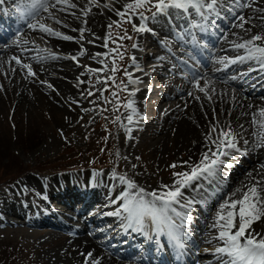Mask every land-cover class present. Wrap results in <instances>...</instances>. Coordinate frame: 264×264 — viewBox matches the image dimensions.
<instances>
[{"label": "bare ground", "instance_id": "obj_1", "mask_svg": "<svg viewBox=\"0 0 264 264\" xmlns=\"http://www.w3.org/2000/svg\"><path fill=\"white\" fill-rule=\"evenodd\" d=\"M9 2L17 4L18 9L22 11V17L24 15L26 21L21 25L22 28L18 32V40L14 42L15 45L12 42L10 43V40L8 43L5 42V37L1 34L0 79L3 80V84L9 92L8 98H12L19 106H41L47 114L55 119L56 127L59 130H66L75 123L78 116H83L93 109L92 106H86L82 103L81 93H84V90L83 83H79V81H84L92 75L86 72L84 66L94 69H101L103 66L99 61L103 60L105 55H108L107 48L102 46L104 43L103 38L107 35L108 25L119 19L115 14L116 10H123V6L129 0H99L100 6H91V11L88 12L87 16L84 13L90 7L89 0H71V3L76 5L75 8H65L63 4H55V0H49L48 11L45 12L40 9L32 17L24 14L26 0H0V12L3 15V21H17L19 24L15 26L16 29L20 26L22 18L20 14L9 12L6 7L12 5ZM248 2L249 0H238L237 2L235 0H218L214 10L204 12L203 16L192 10H190L191 14L188 15L170 9L167 16H158L155 20L149 19L146 22L147 27L152 29L151 32L138 33L133 31L131 23L127 24L128 35L132 37L130 49L127 50L130 69L127 72L139 83L134 86L135 89H138L135 96L129 97L127 92L123 93L125 97L128 96L129 99L134 100L137 115L135 117L136 122L132 125L127 122V127H123L121 120L119 121L123 136L117 144V153L114 155L120 157L125 165L131 166L130 171L128 170L129 172L126 173L127 175L125 173H122V175L134 181L139 187L151 192L158 189L161 184H171L173 182V179L155 180L156 175H160L167 168H171L170 165H180V167L175 168L176 172H180L188 170L184 166V162L195 163L199 161L202 153L207 151L209 145L205 143L206 136L213 126L218 125V132L220 129H227L230 126L232 132L236 134L240 151H234L230 158H224L232 167L221 166V170L211 182L200 180L195 182L191 188L184 189L185 197L197 203H199L205 192L211 194L210 203L201 213L203 221L197 227V235L193 241L195 245L201 247L199 254H201L202 260L199 263L195 261L192 264H220V261L212 254V249L219 244L217 240L213 239L217 233L211 225L207 224V221L213 223V217L216 214H213V208H216L217 211L219 203L236 189L246 190L245 185H251L257 180L264 181V168L261 167L264 166V146H259L261 142L255 135L258 129L252 124L253 114L264 108V72L250 71V69L258 67L254 62L236 63L227 66L217 63L218 60L225 58L224 56L234 58L243 54V50L234 49V44L249 40L257 34L264 35V11H262L264 10V0H257L256 3H252L251 7H246L245 5ZM106 3L111 5V10L103 6ZM53 4H55V7L52 6ZM237 4L240 8L231 13L229 6L235 8ZM240 16L249 21L244 24L243 28L235 26L242 23L239 20ZM188 17L194 21L195 27L193 29L189 27ZM199 21H203L201 26H199ZM133 22L138 24L139 20L133 17ZM29 23L37 24V28L35 30L29 28ZM40 24L74 39L66 41L50 36L39 30ZM0 26L5 28L7 25L0 22ZM13 27L12 24H8L7 29ZM82 28L86 29L83 40L80 39V32L78 31ZM174 28L177 33H183L184 38L192 47L193 52L191 53L195 60L204 63L206 61L205 56L207 58L209 55L208 59L212 66L223 69L217 73L206 72L204 69L197 78L190 77L188 73L195 69L186 67L184 60L176 62V56L180 57L182 54H175V49L179 48L180 39L177 35V39L175 38ZM73 29L77 31H73ZM215 37H217L216 45L223 48L222 50L226 52L225 55L219 53L216 45L212 46ZM160 39L168 41L167 46L171 48L170 52L164 53L162 51ZM200 39L210 43L208 51L201 45ZM89 41H92V43H89ZM133 44H136L137 47L133 48ZM151 48L152 51L148 50ZM153 48L156 49L153 50ZM81 49L85 50L83 56L80 55ZM97 53L103 55L96 57L95 54ZM53 56L56 58H53ZM72 56L79 58V65L69 58ZM13 57L19 58L22 64H29L35 75L29 76L28 70L16 64L12 59ZM130 57H135V64H133ZM239 66L243 67L239 68L238 80H232L231 77L236 73L233 69ZM182 74L185 76H181ZM221 75H224V77H221ZM125 77L127 78L126 75ZM197 79H199L200 86L205 87L207 95L194 87ZM251 79H253L252 82L247 83ZM179 81L181 82L177 85ZM252 83L253 86L250 87ZM127 87L129 90H133L132 85ZM245 87L247 89H244ZM153 105L156 107L153 108ZM103 109H107V107ZM148 114L157 116L149 118ZM129 127L132 128L130 134L127 131ZM129 135L131 138H129ZM215 135L213 134L214 138ZM136 137L138 141L134 142ZM135 144L136 146L140 145L143 150L148 148V155L155 164H150L149 170L135 169L136 166L133 165L136 156V150L133 147ZM170 154L180 158L175 160L176 156H173L174 158L165 161V156ZM240 158L249 161L248 166L239 165L236 160H233H239ZM228 170L229 174L227 176L226 172ZM249 173H251V176H249ZM226 176L228 180L226 184H223ZM88 177V175H84L73 177L71 180L66 177L60 180L58 178L43 180L46 188H43V186L42 188L44 192H47L48 189L46 194L48 200L55 198L64 205L77 210L79 216L85 212L87 213L89 207L93 206L98 199L102 201L96 204L95 211L97 213L84 218V227L81 228L75 227L73 229L62 222L60 216L56 215V211H53V207L50 202L48 203V200L45 201L46 204L43 208L36 213L40 215L37 220L38 223L55 224L73 233L71 238L60 243L59 248H61L63 257L65 256L64 264H84L85 255L89 252L92 253L94 260L99 261V264H148V262L153 264H188L190 262L185 249L177 251L164 237L157 240L147 230L145 233H141L128 229L124 227L126 222L122 218L118 217L116 219V216L104 214L119 207V205H113L112 200L116 199L125 190L124 185L114 179L113 175L106 173L101 176L106 186H109V190L103 188L107 189L105 195L99 192L91 193L81 201V194L78 195L74 190L65 195L56 193L58 187H63L65 184L66 186L69 184L79 186L78 183L84 184L82 178L88 179ZM91 178L93 177L90 176L89 180ZM98 180L99 177H97ZM30 184L41 189L42 179H25L19 186L26 190L30 187ZM96 187L101 188L99 182ZM79 191L81 192V190ZM99 191L101 190L99 189ZM86 192L82 191V193ZM239 195L238 193L237 197L234 198H238ZM66 197L70 198V204H65ZM194 205L191 209L194 208ZM4 209L10 210L8 205ZM22 210L19 215H24L26 212H22ZM31 211L35 212L36 210L31 206ZM45 214L50 215L46 216ZM188 215L189 217L196 216L195 214ZM109 218L113 219L111 222L116 227H112V224H110L104 228L109 236L121 235L123 244L118 243L117 247L121 251L129 253L133 260L123 258L120 260L112 254L108 255L103 247L110 244V240L105 242L100 240L98 242L97 236L89 235V233H92L90 222H103ZM190 222H193V220ZM252 227L264 234V218L255 222ZM191 230L192 225L189 223L183 238L192 241ZM211 232L214 234L211 235L213 237L208 235ZM206 249L208 251H205ZM55 250L57 252L56 247ZM61 251L58 250L60 254ZM82 253L85 255H81ZM89 264H92L91 260Z\"/></svg>", "mask_w": 264, "mask_h": 264}, {"label": "rangeland", "instance_id": "obj_2", "mask_svg": "<svg viewBox=\"0 0 264 264\" xmlns=\"http://www.w3.org/2000/svg\"><path fill=\"white\" fill-rule=\"evenodd\" d=\"M12 8L15 11L17 10L16 6ZM232 8L233 7L230 9ZM146 15H150V13H146ZM127 24L128 23L123 24L122 28L116 26L112 27L113 39L120 35V33L122 35L124 29H126L128 33ZM108 31L109 29H107V33ZM18 35L16 34L10 43L12 42V44H14V42L18 40ZM162 40L165 39H160V42ZM118 43L123 45V48L120 50L124 52L125 57L123 60L117 58V64L121 71L116 73V82L119 84L123 81L124 84L128 86L127 78L123 70H130L127 50L130 49L131 39H124L123 41H118ZM166 44H168V41ZM0 45L2 46L1 43ZM114 47H117V45L109 42L107 47L108 54ZM154 49L156 48H153V50ZM216 49L219 53L226 54V52L222 50L223 48L218 45H216ZM148 50L152 51V48ZM168 52L169 51H166L164 53ZM106 64L108 65V70L87 77V79L84 80L85 83H83L84 93H81L82 103L86 106H92L93 109L87 112V114L84 113L85 115L83 116H78L75 123L66 128V130H59L56 127L55 119L47 114L41 106L33 105L32 107V105H16L12 98H8L9 92L3 84V80L0 79V156H2L0 159V264H64L65 256L63 257L61 248H59L61 246L60 243L71 238L73 233L70 235L66 231L55 230L46 222L38 223L37 220L40 215L36 213L43 208L44 204H46L45 201L48 200L46 197L48 189L47 192H44L43 188H46V185L43 180L54 178L60 180L65 177L71 180L76 176L88 175V179L82 178L84 184L78 183L79 186H72L71 184L66 186L65 184V186H60L58 190H56L57 194L61 193L64 195L74 190L78 195L81 194L80 198L81 201H83L84 197L91 195V193L94 194L99 192L103 194L102 189L104 187L109 190V186H106L101 179L103 174L108 173L113 175V173H115L116 176H121L122 173L126 174L130 171L129 169L131 166L125 165V162L121 160L120 157H115L114 155L117 153V144L123 136L120 131L119 121L121 120L123 127H127L125 118L129 114L128 110L124 107H120L118 112L114 111L115 102L113 101L114 103L111 104L105 103L103 99L99 98L100 92L97 91V89L105 88L103 83H97V79L103 80L105 77L111 75V55L108 56ZM208 68L209 71L213 70L211 63ZM221 69H219V71H221ZM233 71H236V69ZM235 76H237V73H235L232 78ZM180 82L181 81H179L177 85H179ZM92 85H95V88L92 87ZM107 87L109 90L104 91V97L108 100H113L111 92L114 90L118 91V89L112 87L111 81L108 82ZM89 90L94 92L95 95L89 96L87 94ZM123 93L125 94L126 92H119L121 105L126 103L129 99V97H125ZM93 101H95V103H93ZM105 107H107V110L103 109ZM155 107L156 106L153 105V108ZM152 116L156 117L157 115L148 114L149 118H152ZM117 117H119L118 121ZM136 138L134 142L138 141V138ZM135 146L136 144L133 146L137 151H135L136 156L133 162V165L135 164L136 166L135 169H140L141 171L149 170V165L155 164L148 155V148L143 150L140 145ZM173 156V154L165 156L164 160L166 161L167 159L174 158L176 155ZM178 158L180 157L176 156L174 159L177 160ZM237 161L242 164L246 163L242 158ZM174 171L175 169L167 168L162 174L156 175L155 180L162 181L164 179H173L172 173ZM90 176L93 177L91 180H89ZM97 177H99L98 181ZM29 178L42 179L41 189L30 184V187L26 188V190H20L21 186L19 189V184ZM79 182L81 181L79 180ZM98 182L101 188L96 187ZM99 189L101 191H99ZM79 190H81V192ZM82 191H88L89 193H82ZM66 199L68 201L65 200V204H70V198L66 197ZM98 201L99 199L94 202L95 204L93 206L89 207L87 213H83V217L88 218L90 214L97 213L95 209L97 207L96 204L100 202ZM49 202L53 209H56L54 210V212L56 211V215H59L60 218L63 219L62 222L65 223V221L68 220V222L72 224H82L81 220L76 221V219L70 217L71 215H73V217L76 215L74 208L64 205L55 198L48 200V203ZM23 204L25 205L22 206ZM7 205L10 208L8 211L4 209ZM31 206L34 207L36 210L35 212L31 211ZM23 208L24 210H22ZM21 210L22 212L26 211L24 215H19ZM212 212L215 214L216 208H213ZM64 219L66 220L64 221ZM28 221L34 223L30 224ZM107 221L109 222L110 219L104 220L103 222L100 221V223L95 224L94 227ZM108 222L102 225L101 228L97 227V230L105 232L104 230L106 229L103 228L106 225H110ZM207 224L212 225L210 221H207ZM70 227L73 229L75 228L72 226ZM82 227H84V222ZM102 232L97 233V235ZM211 233L208 234L209 237H213L211 235L214 234L213 232ZM103 234L104 236H109L107 231ZM103 234L99 235V238H101L100 236H103ZM99 238H97L98 242L101 240ZM199 246L198 248H200ZM55 247L57 252L56 250L54 251ZM58 250L59 252L61 251L62 255Z\"/></svg>", "mask_w": 264, "mask_h": 264}, {"label": "snow or ice", "instance_id": "obj_3", "mask_svg": "<svg viewBox=\"0 0 264 264\" xmlns=\"http://www.w3.org/2000/svg\"><path fill=\"white\" fill-rule=\"evenodd\" d=\"M256 2L257 0H249L245 6L251 7L252 3ZM216 3L217 0H129L123 6V10H116L115 14L119 19L108 25L109 31L106 37L103 38L104 43L102 46L107 48L109 42H111L116 44L117 47L112 48L109 54L105 55L104 59L99 61L103 65L101 69L84 66L86 72L89 74L95 75L102 73L108 70V65L106 64L108 56L111 55L112 57L111 75L105 77L103 80L97 79V83H103L105 85V88L97 89L100 92L99 98L103 99L105 103L111 104L114 101V111H118L120 107L128 110L129 114L126 119L129 125L136 122L137 110L134 106V100L129 99L121 105L119 92H127L129 97L135 96L138 89H135L134 86L139 81L133 79L127 72V69H124L123 71L127 76V83L133 86V90H129L123 81L119 84L116 82V73L121 71L117 64V58L119 60L124 59V52L120 50L123 48V45L118 43V41L131 39L132 37L124 29L122 35H118L113 39L111 31L113 25L122 28L123 24L131 23L133 31L135 32H151L152 29L147 27L146 22L149 19L155 20L158 16H167L170 9L178 10L188 15L191 14L190 10H192L203 16L204 12L214 10ZM55 4H63L65 8L76 7L75 4L71 3V0H55ZM55 4L52 6L55 7ZM89 5L90 7L84 13L85 16L91 11V6H100L99 0H89ZM103 6L111 10L110 4L106 3ZM48 7L49 0H26L24 14L32 17L40 9L47 12ZM146 13H150V15H146ZM133 17L139 20L138 24L133 22ZM239 20L242 23L235 26L240 28H243L244 24L249 22L243 16H240ZM28 27L35 30L37 24L29 23ZM39 30L66 41H72L74 39L71 36L55 32L43 24L39 25ZM73 31L77 30L73 29ZM78 31L80 32V39L83 40L86 29L82 28ZM180 38L182 39L183 37ZM89 43H92V41H89ZM132 47L135 48L137 45L133 44ZM233 47L236 50H243V54L237 55L234 58H222L217 63L227 66L236 63L254 62L258 67L250 69V71L264 72V35H254L249 40L234 44ZM84 54L85 50L81 49L80 55L83 56ZM95 55L99 57L103 54L97 53ZM53 58L56 57L53 56ZM69 58L76 61L79 65L78 57L72 56ZM12 59L16 64L27 69L29 76L35 75L29 64H22L21 60L17 57H13ZM130 59L133 64L136 63L135 57H130ZM109 81H111L114 89H118V91L114 90L111 92L113 100H108L104 97V91L109 90L107 87ZM79 83H85V81H79ZM92 87H95V85H92ZM194 87L200 92H205V95H207L205 87L200 86L199 79L195 81ZM87 94L89 96L95 95L90 90ZM118 120L119 117H117ZM252 124L258 129L255 135H257L258 140L261 142L259 146H264V108L259 109L253 114ZM217 129L218 125L213 126L210 133L206 136L205 143L209 146L207 151L202 153L199 161L195 163L184 162V166L188 170L180 172L174 171L172 173L173 182L171 184H161L158 189L148 192L126 176H116L113 173V178L124 185L125 190L116 199L112 200V204L119 205V207L114 211L104 214L122 218L126 222L124 227L128 229H133L141 233H145L147 230L157 240L160 237H164L177 251H182L186 246L183 236L190 223V217L187 212L197 203L185 197L184 189L191 188L195 182L200 180H209L211 182L221 170V166L232 167L224 158H230L234 151H240L236 141V134L232 132L230 126L227 129H220L219 132ZM127 131L130 134L132 128L129 127ZM213 134H216L215 138ZM129 138H131L130 135ZM170 167L175 169L180 167V165L172 164ZM261 167L264 168V166ZM249 176H251V173H249ZM245 189L238 188L230 196L224 198L219 203L216 214L213 217L211 227L217 233L213 239L217 240L219 244L212 249V254L220 261V264H264V234H261L252 227L255 222L264 218V181L257 180L251 185H245ZM238 193L240 194L238 198H234L237 197ZM202 206L204 205L202 204ZM205 251L208 250L206 249ZM81 255L85 254L82 253ZM90 260L92 264H99L98 260L93 259L91 252L85 255L84 264H89Z\"/></svg>", "mask_w": 264, "mask_h": 264}, {"label": "trees", "instance_id": "obj_4", "mask_svg": "<svg viewBox=\"0 0 264 264\" xmlns=\"http://www.w3.org/2000/svg\"><path fill=\"white\" fill-rule=\"evenodd\" d=\"M2 158V156H0V159Z\"/></svg>", "mask_w": 264, "mask_h": 264}]
</instances>
